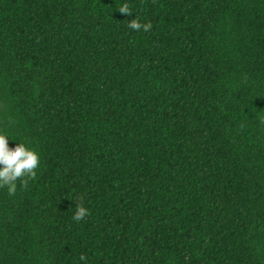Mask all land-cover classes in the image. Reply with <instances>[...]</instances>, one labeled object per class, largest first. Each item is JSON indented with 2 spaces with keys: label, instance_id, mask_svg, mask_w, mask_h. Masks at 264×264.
I'll return each mask as SVG.
<instances>
[{
  "label": "trees",
  "instance_id": "obj_1",
  "mask_svg": "<svg viewBox=\"0 0 264 264\" xmlns=\"http://www.w3.org/2000/svg\"><path fill=\"white\" fill-rule=\"evenodd\" d=\"M120 3L0 0V264H264V0Z\"/></svg>",
  "mask_w": 264,
  "mask_h": 264
},
{
  "label": "clouds",
  "instance_id": "obj_2",
  "mask_svg": "<svg viewBox=\"0 0 264 264\" xmlns=\"http://www.w3.org/2000/svg\"><path fill=\"white\" fill-rule=\"evenodd\" d=\"M121 13L130 14L128 0H121L116 7ZM127 21V27L133 31L148 32L152 25L150 21H140L138 17ZM264 121V118H262ZM17 141L13 146L9 140ZM41 165V157L38 150L30 142L18 140L8 129H0V189H5L8 194L16 192L18 185H26L29 179L37 175ZM88 215V209L81 203H76L72 213L74 221H80ZM79 262L86 264L87 258L81 253Z\"/></svg>",
  "mask_w": 264,
  "mask_h": 264
}]
</instances>
